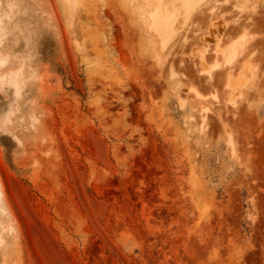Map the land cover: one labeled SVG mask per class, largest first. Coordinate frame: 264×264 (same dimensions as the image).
Masks as SVG:
<instances>
[{"label":"rangeland","instance_id":"1","mask_svg":"<svg viewBox=\"0 0 264 264\" xmlns=\"http://www.w3.org/2000/svg\"><path fill=\"white\" fill-rule=\"evenodd\" d=\"M203 1L0 0V264H264V0Z\"/></svg>","mask_w":264,"mask_h":264},{"label":"bare ground","instance_id":"2","mask_svg":"<svg viewBox=\"0 0 264 264\" xmlns=\"http://www.w3.org/2000/svg\"><path fill=\"white\" fill-rule=\"evenodd\" d=\"M206 1H207V0H204V1L201 3V5L205 4ZM158 29H159L160 31H162L163 27H162L161 25H158Z\"/></svg>","mask_w":264,"mask_h":264}]
</instances>
